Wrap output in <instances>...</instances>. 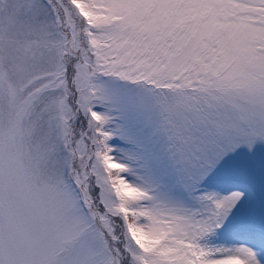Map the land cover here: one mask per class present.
<instances>
[{"label": "snow or ice", "instance_id": "snow-or-ice-1", "mask_svg": "<svg viewBox=\"0 0 264 264\" xmlns=\"http://www.w3.org/2000/svg\"><path fill=\"white\" fill-rule=\"evenodd\" d=\"M0 264H264V0H0Z\"/></svg>", "mask_w": 264, "mask_h": 264}]
</instances>
